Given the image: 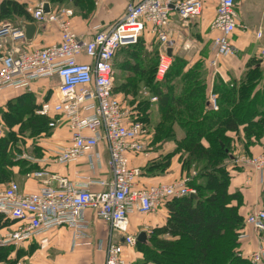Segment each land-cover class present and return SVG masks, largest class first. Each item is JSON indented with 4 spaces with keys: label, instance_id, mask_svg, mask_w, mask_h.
I'll return each mask as SVG.
<instances>
[{
    "label": "built area",
    "instance_id": "built-area-1",
    "mask_svg": "<svg viewBox=\"0 0 264 264\" xmlns=\"http://www.w3.org/2000/svg\"><path fill=\"white\" fill-rule=\"evenodd\" d=\"M126 1L119 19L108 26H94L90 35L75 31L72 8H50L46 12L48 1L30 3L27 10L33 18L40 23H55L61 35L59 43L32 50L20 49L27 41L24 27L9 22L0 25V93L10 88L27 90L37 80L58 77L56 101H43L36 111L50 119L51 132L62 123L70 131V144L61 148L52 160L68 164L86 158L91 169H100L105 161L99 146L104 144L111 176L110 179H91L77 175L71 179L46 170H34L26 176L39 182L40 187L35 191H22L14 180L0 186V213L14 226L0 234V245L17 246L62 226L73 230V246L88 245L90 223L85 212L91 208L98 218L109 224L110 237L96 244L98 249L105 250V261L83 264H157L125 256L126 247H136L140 233H152L147 227L131 233V216L154 213L172 197L196 194V189L189 186L196 172L171 183L140 186L142 170L132 161L142 154L148 156L146 143L151 129L144 121L132 118V110L121 95L115 94L114 58L120 48L136 44L149 28L160 43L156 78L163 80L173 61V55L168 54L169 48L173 52L175 42L173 16L177 14L181 26L186 27L205 14L207 0ZM242 1L216 0L215 16L210 22V29L218 33L212 41L215 54L210 65L214 68L218 67V60L238 52L233 35L242 27L239 21ZM94 2L99 6L102 0ZM262 34L259 30L257 37L261 38ZM83 56L90 61L83 62L80 59ZM217 99L216 93H210V108H218ZM157 100L156 95L151 96V101ZM5 129L0 118V137ZM43 160L47 159L36 161ZM234 161L251 167L264 181V151L237 156ZM93 184L100 189L94 190ZM246 223L258 240L249 255L251 263L264 264V208H254ZM115 233L123 236V241L114 240ZM248 237L249 234L244 233L241 238Z\"/></svg>",
    "mask_w": 264,
    "mask_h": 264
},
{
    "label": "trees",
    "instance_id": "trees-1",
    "mask_svg": "<svg viewBox=\"0 0 264 264\" xmlns=\"http://www.w3.org/2000/svg\"><path fill=\"white\" fill-rule=\"evenodd\" d=\"M34 1L38 0H0V25L9 22L23 27L33 21L27 7ZM40 1H48L56 9L73 6L76 13L79 10L83 15L92 6L89 3L87 8L80 4V0ZM159 61L160 43L147 28L136 44L118 50L114 58V92L123 96L132 110V118L147 123L151 133L156 128L154 141H177V149L152 162L158 164L150 169L168 167L172 157L182 152L183 176L192 175L196 169L189 186L196 189L197 197L185 195L167 199L164 204L168 210L165 224L156 226L150 235L145 232L138 235L134 249L143 258L139 261L157 264H252L242 249L245 238L241 237L246 233V219L253 208L250 209L242 191L231 189L232 171L238 167H229L227 161L238 150L247 153L250 146L264 136V57L261 54V57L251 59L240 79L226 81L220 76L215 78L212 92L218 95L217 109L209 106L210 94L203 61L200 65L196 61L193 69H188L185 58L173 53L168 72L163 80H158ZM117 65L126 73L125 82L120 84L117 83ZM142 83L158 97L161 119L155 125L149 120V101L138 97V86ZM33 94L29 89L19 91L0 108V117L6 125L0 137V186L15 180V167L21 174L39 169L37 162L22 156L26 138L38 141V137L51 130L50 119L36 113L42 102ZM15 126L19 129L16 130ZM175 126L184 131L179 140ZM232 132L236 138L229 135ZM32 147L35 156H44L39 142L33 143ZM193 163H196V168H192ZM10 224V220L0 213V231ZM16 249L13 244L0 245V263L15 262L11 259L13 253H17V259L20 258L22 250ZM125 256L129 258L126 252Z\"/></svg>",
    "mask_w": 264,
    "mask_h": 264
},
{
    "label": "crops",
    "instance_id": "crops-1",
    "mask_svg": "<svg viewBox=\"0 0 264 264\" xmlns=\"http://www.w3.org/2000/svg\"><path fill=\"white\" fill-rule=\"evenodd\" d=\"M39 2V1H34ZM50 3V2H49ZM126 0H102L99 6H95L91 13L83 15L82 13H76L73 18L74 29L79 34L90 35L94 31V26L100 25V27L108 26L119 19L126 7ZM213 4L214 10L216 8V0H207V7L205 14L198 19L193 20L190 24L198 25V32L194 36H186V43L184 44V50H189L190 45L195 46L196 49L192 52H197L196 56L199 59H203L206 68V80L209 87V94L212 93L215 78L217 76L223 77L226 81L231 79H240L242 74L247 69L248 62L256 57H261L262 50L264 48V0H243L239 6V21L245 25L244 29H238L233 36V43L236 46L238 52L236 55L223 57L218 60V67L214 68L210 65L211 59L214 57V50L212 48L213 38L218 34L216 31L210 29V22L215 16V12L207 11L208 6ZM50 8L55 10L54 5L50 3ZM244 8V9H243ZM175 14V13H174ZM214 15V16H213ZM179 18L176 15L173 16V24L175 28H179ZM27 23H35L36 31L32 39H28L20 47L22 50H32L36 48H42L51 44L59 43L61 40L60 31L55 23H40L37 20H33ZM25 25V24H24ZM181 25V24H180ZM190 26V25H189ZM24 27V26H23ZM25 28V27H24ZM181 30L183 29L180 27ZM99 29V28H97ZM96 29V30H97ZM262 31V37L258 38V31ZM180 34V33H179ZM178 33H173L174 39L173 53L176 52L180 41L183 40V36ZM210 41L208 51L202 54L204 50L203 44L207 45ZM193 42V43H192ZM183 45V42H181ZM180 45V46H181ZM83 62H89L87 57L80 58ZM199 61V60H198ZM117 83L121 81L125 82V70L117 65ZM49 79V80H48ZM57 80L58 77L47 78L43 81ZM39 81V80H37ZM33 82L29 90L39 95V101H56V93L53 98L47 96L50 89L44 91L43 89L34 87ZM42 81V79H41ZM140 88L138 97L140 100H147L150 104L149 120L155 125L161 119V112L157 101H151L152 93L148 88L142 84L138 86ZM57 89L55 87L54 91ZM24 90V89H23ZM19 91L17 89H5L0 93V108L6 105V103L15 96ZM147 91V92H146ZM177 91V87H176ZM179 91V90H178ZM123 98V96H121ZM139 100V101H140ZM127 104V102L125 103ZM137 103L135 102V105ZM129 107V106H128ZM1 118V117H0ZM154 127V126H153ZM174 131L176 138L179 140L184 136V131L175 126ZM156 134V128L152 129V133L149 136L146 148L149 151L148 156L139 155L132 161L134 166L139 167L142 170V175L139 179L140 186H149L159 183H171L182 177L184 172L182 171V163L180 162V156L182 152L176 153L171 160L168 167H154L153 165L158 163H152L162 159L165 155L174 152L177 149V141L175 140H159L154 141ZM231 137L236 138L235 133L229 134ZM243 135V133H242ZM34 138H26V146L24 147V157L37 162L39 169L46 170L50 173H56L64 176H68L71 179H75L77 175L88 176L91 179H110L109 167L107 165L108 152L106 146L101 144L99 150L103 155L105 163L100 169L93 170L89 167L86 158H82L75 163L59 164L52 160L56 153L61 148L70 144V131L68 126L62 123L59 127L50 131L48 134L38 137V142L44 149V156H35V150L33 145ZM241 149V148H240ZM264 150V136L259 142L250 146L249 150L243 152L238 150L234 157L241 155H257ZM29 156V157H28ZM38 157V158H36ZM39 158H46V161H36ZM229 167H238L232 171L231 189L240 190L243 192L246 200L248 201L250 209L262 208L264 200V181L261 180L260 175L254 171L251 167L238 164L234 159L227 161ZM196 170V169H195ZM193 172H196V171ZM14 171L17 172L15 180L20 184L21 190L24 192H32L40 187L37 180H29L25 174L19 173V168L15 167ZM94 190H99L100 186L93 184ZM168 215V210L165 205L161 206L156 212L148 215L133 214L130 220V232L138 233L141 229V222L143 227H147L153 231L156 226L165 224ZM85 217L90 223L88 230L90 244H81L73 246L72 237L73 230L68 226L56 227L49 232L27 240L17 245L18 249H21L20 258L17 259V253H13L12 259L15 262H1L0 264H83V263H103L105 261V250L98 249L97 243L100 240H108L110 237L109 224L98 218L95 215L93 209L88 208L85 212ZM12 223L10 227L2 229L1 234L6 233L9 229L13 228ZM246 233L249 234L248 238H243L245 241L242 243V249L245 252H251L257 246L258 240L253 233L252 228L247 226ZM150 235V234H149ZM113 239L116 241H123V236L115 233ZM125 252L132 260L138 261L136 250L132 247H126ZM17 259V260H16Z\"/></svg>",
    "mask_w": 264,
    "mask_h": 264
},
{
    "label": "rangeland",
    "instance_id": "rangeland-1",
    "mask_svg": "<svg viewBox=\"0 0 264 264\" xmlns=\"http://www.w3.org/2000/svg\"><path fill=\"white\" fill-rule=\"evenodd\" d=\"M38 1H40V0H38ZM81 1V3L80 4H82L83 6H87L89 3H92V6H91V9H89L90 11H88V13H91L93 10H94V7L96 6L95 5V2L93 1L92 2V0H80ZM94 5V6H93ZM71 8L74 10V8H73V6H71ZM85 8V7H84ZM87 8H88V6H87ZM244 9V8H243ZM79 13H80V11L79 10H77ZM207 11H212V14H213V11L215 12V10H214V7H213V4H211L210 6H208V8H207ZM214 16V15H213ZM180 22V24H181V21H179ZM12 24V23H11ZM179 24V28H175V33H180L179 35H182L183 36V40L182 41H180V43H179V45H178V47H177V49L178 50H176V52H175V54L176 55H178V56H181V57H183V58H185V60L188 62V69H193V66L197 63L196 61H198L199 60V62H198V65H200L201 63H202V61H203V59L201 58V59H199L197 56H196V54H197V52L195 53V52H192L193 50H195L196 49V47L195 46H191L190 45V49L189 50H184V44L187 42L186 41V36H190L191 34L194 36V38H195V34H197V32H198V25H200V23H198V24H195V26L192 24H189L188 26H186V27H182L181 25ZM12 25H14V24H12ZM15 26V25H14ZM244 24H242V27L240 28V29H244ZM180 27H182L183 29L181 30V28ZM209 41V40H208ZM181 42H183V45H181L182 43ZM193 43V42H192ZM181 45V46H180ZM209 46H210V41L209 42H207V45L206 44H203V49L204 50H202L201 52H202V54H204L205 55V53L208 51V49H209ZM152 47H154V45L152 46ZM123 58V55L120 57V59H122ZM201 73V72H200ZM202 74V73H201ZM204 75H206V72L204 71ZM43 80H46V79H42V81L41 80H39V81H37L35 84H34V87L36 88V90H38V88H40V89H43L44 91H47L48 89H50V91L48 92V94H47V96H48V98L49 97H51V98H53V95L56 93V90L54 91V89H55V87L57 86L58 87V84H59V82L57 81V80H52V81H43ZM34 96H35V98L36 99H38L39 100V95H37V93H36V91L34 92V94H33ZM1 116H2V113H1ZM19 125V124H18ZM20 126V125H19ZM19 126H15V129L17 130V129H19ZM35 142H38L37 141V139L35 138V140L33 141V143H35ZM35 145V144H34ZM264 151V150H263ZM262 151V152H263ZM29 157V156H28ZM32 161V160H31ZM197 166H196V163H193V167L192 168H196ZM27 174V173H26ZM26 174H25V176H26ZM27 177V176H26ZM14 181H16V180H14ZM16 182H18V181H16ZM142 228H143V226H142V222H141V229H140V231L142 230ZM140 231H138V232H140ZM250 253L251 252H247V256L249 257V255H250ZM136 255H137V258H138V260H139V258H140V260L141 259H143V258H141V255L138 253V251L136 252ZM12 257V256H11ZM12 259V258H11Z\"/></svg>",
    "mask_w": 264,
    "mask_h": 264
},
{
    "label": "water",
    "instance_id": "water-1",
    "mask_svg": "<svg viewBox=\"0 0 264 264\" xmlns=\"http://www.w3.org/2000/svg\"><path fill=\"white\" fill-rule=\"evenodd\" d=\"M45 11L46 12H49L50 11V3L49 2H46L45 3ZM24 27H25V30H26V36H27V38L28 39H32L33 36H34V33L36 31V28H37L36 27V24L35 23H25ZM168 54L170 56L173 55L172 48H169L168 49ZM230 158L231 159H234V156H231ZM190 196L193 197V198H196L197 197V195L195 193L190 194Z\"/></svg>",
    "mask_w": 264,
    "mask_h": 264
}]
</instances>
